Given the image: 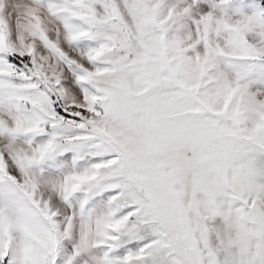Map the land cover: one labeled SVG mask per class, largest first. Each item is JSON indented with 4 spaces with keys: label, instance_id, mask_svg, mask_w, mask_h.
I'll list each match as a JSON object with an SVG mask.
<instances>
[{
    "label": "snow or ice",
    "instance_id": "obj_1",
    "mask_svg": "<svg viewBox=\"0 0 264 264\" xmlns=\"http://www.w3.org/2000/svg\"><path fill=\"white\" fill-rule=\"evenodd\" d=\"M0 264H264V0H0Z\"/></svg>",
    "mask_w": 264,
    "mask_h": 264
}]
</instances>
